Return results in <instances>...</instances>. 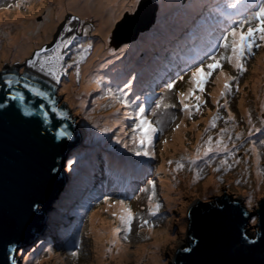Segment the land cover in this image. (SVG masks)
Wrapping results in <instances>:
<instances>
[{
    "label": "rangeland",
    "instance_id": "rangeland-1",
    "mask_svg": "<svg viewBox=\"0 0 264 264\" xmlns=\"http://www.w3.org/2000/svg\"><path fill=\"white\" fill-rule=\"evenodd\" d=\"M109 1L110 3L107 6L100 8L99 0H0V12H9V17H3L0 22V71L3 67L12 68L16 66L18 73L25 71L44 77L43 74L34 70V67L37 70L40 69L38 66L42 60H44V67L51 68L55 72L62 68L64 73L61 74L58 80L56 98L60 97L61 103H67L72 109L73 115L78 122V133L83 145L87 144V141H89L90 145L93 142L96 143L95 145H104L101 143V140L99 142L95 140L94 134L97 131V126L85 127V130L83 125L87 122L86 118L93 113V110L107 108L105 110L110 112V118H105L107 120L102 122L105 123L102 127H99L100 129L97 133L101 135L105 124L108 126L114 125L118 129L123 130L121 142H124V154L134 169L137 172H143L149 165H155L158 173V182L155 184L159 186V190L156 187L153 189V185L139 187L137 196L138 207L140 208L136 206L138 209H141V200L151 195L152 199L156 201L155 204L151 205L153 211H155V216H149V214L144 213L147 214L146 217L141 216L134 220L131 231L127 233V238H125V234L122 236V233H117L115 236L114 241L127 252V258L122 263L137 264V259L130 257V253L135 252L136 248L141 245L147 244L149 245L148 251H155L152 248L153 241H151V237L145 232L152 230L155 233L163 232L161 236L163 240L159 245V260L161 264H172L174 255L182 247L188 245L189 218L186 217L187 211L196 210L213 201H226L230 204H234L235 202L243 211L251 213L258 209V203L264 199V50L260 53V63L253 65L251 68L253 70L256 66L258 69L256 71L253 70L252 73L250 69L249 74L245 76L246 81L243 76L241 84L245 81L244 87H241L240 92L235 93L234 98L236 99V103L232 104L230 109L226 107L227 96H221L220 92L223 89L225 78L235 76L236 68L233 64H229L227 60H222L221 65L224 75H221V69L214 70L212 76L208 78L205 84V90L195 93V95L201 97L198 111L195 107H191L197 103L194 97H189L184 101V103L190 105L188 110H184L183 105L180 103L178 94L180 92L186 93L188 88L191 87L189 77L194 68L189 70L187 74L183 73L181 85L176 87L175 84L169 94L176 95L178 98L177 106L180 109L179 112H181L182 118L178 120V111H171L168 108L171 102V100L167 101L168 96H164L163 103L159 101L162 115L164 117L172 116L174 120H178L176 124H174V120L171 123L166 121L161 127L160 134L164 135L167 131L174 130L171 137L166 136V140L170 141L178 130L183 129L185 132L182 134V145H178L175 141V146L172 145V149L162 151V147L167 141L161 144L153 141L157 135L158 128L153 122L155 120L154 114L150 111L149 119H147L152 121L153 126L157 129L152 134L151 142L147 145L150 155H136L137 150L143 152L145 149L139 145L138 140L133 139L135 135L133 130L128 134L124 131V116L127 113V108L133 107V113H136L139 106L145 108L146 105L151 104L156 98V96H152L151 94L154 88H150L151 90L144 93L141 98L139 94L132 95L133 90H131L129 98H126V95H122L118 91L129 83L135 86L136 91L151 71H163L170 61L175 60L172 54L160 58L153 56L143 74L139 78H133L131 82L129 81L131 77L136 76L135 68H131L130 63L134 62L136 66V61H139L144 53L137 52L143 45L142 39H145L144 36L147 34L151 40L155 41L154 39L161 33V23L169 22L171 17L178 19V17L184 16L187 11L186 6L183 4L185 1L180 3L181 0H148L145 2L144 0ZM118 2L122 3V10L113 19L110 26L107 27L105 20L109 19L111 14L118 11ZM162 3H168L167 6L176 5L173 7L175 8L173 13L162 12L163 9H160L162 8ZM204 3L207 5L206 8H209L211 11L215 10L209 5L210 0H204ZM227 3L238 6L242 4V1L234 2L233 0H227ZM138 4L141 5L140 17L149 15L152 10L151 8L156 5L158 10L155 13V25L148 33L145 31L140 32L135 41H122L115 48L111 42L112 32L116 24H120L125 15H133L137 10ZM255 5V2L249 5L246 4L249 10L254 9L252 6ZM246 12L232 14L230 16V19H233L232 26H237V24L233 23L234 20L239 19ZM59 14L60 17H58ZM53 15L54 17L52 18L51 16ZM16 17L22 19L23 26H26L29 21L33 23V26L28 28V31L25 30L26 34H23V27L13 28L11 26L14 23H19L14 22ZM47 20L50 21L52 27L46 34L42 29ZM4 21L9 25L7 29H3L2 24ZM71 22H73V26L76 25L72 30V37L74 39L71 41V45L65 46L63 41L67 40L69 33L64 36V30L70 28ZM127 22L129 23V19L126 21V24ZM130 22L134 23L133 19ZM164 23L162 28L166 25ZM243 31H247V28L243 29ZM37 34L43 35L44 38L35 39ZM26 36L33 38V44L24 50V55L11 58V55H16L18 44L23 43L22 38ZM2 38L4 39L2 40ZM11 38L15 41H12ZM146 41L151 43L149 40ZM12 46L15 47L13 51L11 50ZM62 46L66 48L64 54L61 53ZM1 48H4L6 54L9 56H2ZM5 48H8V50ZM55 49L57 50V54H60L62 57L61 60L56 58L54 54ZM150 50L151 48L147 49L146 53ZM37 53L40 55L37 56ZM102 53L106 54V57L109 59L98 57ZM222 53L227 55L226 51H222ZM256 53H259V51L257 50ZM78 54L82 56L80 60H77ZM48 57H52V59L48 60ZM30 60L35 63L30 65L28 63ZM115 60L117 63H115ZM97 63L99 64V71L96 72V67L94 66ZM89 64L92 67L87 77V75H83L81 70L85 65ZM112 65L114 66L113 68L111 67ZM117 65L123 66L121 70L123 75L119 82H113L111 79L119 77L115 76L118 74L120 68ZM89 78H92L93 82H91L88 89L78 91L77 88L80 86L81 81ZM108 79L113 89L110 88ZM103 80H107L108 83ZM232 82L233 79L229 81V83ZM66 86L73 93L80 94L79 100L74 99V95L71 94L72 92L63 89ZM96 89H100V91L95 94L94 91ZM129 89L128 87L124 91L128 93ZM155 94H159V92ZM120 101L126 102L128 106L126 107ZM160 106L156 107L155 110L158 111ZM189 112H191V115H189ZM133 115L134 126L136 121L135 114ZM144 115L146 117V113ZM214 116L217 119L215 120V127H212L210 122ZM229 116H231V119H229ZM92 122L97 124L95 121ZM222 129H226V131L222 132ZM104 132L105 130H103ZM209 137L212 138L214 150L205 156V148L208 146L205 142L208 141ZM218 139L227 145V151H215V142ZM79 146L77 145L67 153V156L70 155L72 159L70 161L64 160L65 166L63 170L65 174L70 172L71 166L73 167L69 162H72L78 154L80 156L74 171L81 169L82 155L94 152L98 153L94 148L88 149L86 146L79 148ZM198 149L199 151H197ZM109 158L113 164L120 162V159L114 153H111ZM178 162L183 167L177 168ZM84 166L87 168L89 165L86 164ZM255 167L258 171L257 175H254ZM176 174H179L180 177H176ZM151 178L152 176L149 177V179ZM67 191L68 193L70 192L69 189ZM58 197L59 195L54 202L55 206L58 202ZM107 202L109 201L107 200ZM201 203H204V205ZM105 204V200L101 201L95 208L101 209ZM157 204L159 205L158 210L155 208ZM121 212L122 209H120L119 213L121 214ZM131 212L132 214L134 213L133 210ZM92 213L89 215L86 213L82 215V218L80 217L79 219L78 217L75 220L76 223H80L83 227L81 231L80 229L75 230V236L79 240L77 241L79 242L78 248H81L78 253L70 244L66 246L62 238L56 241L53 240V237H48L46 240L51 241L53 246H47L43 243L45 241H42L43 236L47 235L50 231L49 227L53 217V213H50L44 232H41L40 235L37 234L39 236L30 245H28L29 242L27 245L20 247L15 260L19 264H91L94 237L93 234L87 232V225H89ZM104 216L108 220H113L110 216ZM144 220H153V222L142 225V221ZM53 221L57 222L56 219H53ZM99 225V223L96 224L97 227ZM114 226L115 228L120 227L116 221H114ZM73 252L76 253L75 256L72 255ZM49 253L57 256V258L50 260ZM141 259L142 261L139 264H150L147 256L141 257ZM103 263L114 264L110 263L109 259H106ZM93 264H95V261Z\"/></svg>",
    "mask_w": 264,
    "mask_h": 264
},
{
    "label": "water",
    "instance_id": "water-1",
    "mask_svg": "<svg viewBox=\"0 0 264 264\" xmlns=\"http://www.w3.org/2000/svg\"><path fill=\"white\" fill-rule=\"evenodd\" d=\"M140 6L116 24L115 48L154 24L156 5L146 17ZM8 80L19 83L9 87ZM32 87L45 96L33 95ZM54 90L55 82L42 75L19 74L16 67L0 72V264H13L20 247L42 231L62 185L63 158L78 144L74 120L63 105L57 108ZM17 92L22 101L12 98ZM188 217V245L172 264H264V199L248 214L235 202L213 201Z\"/></svg>",
    "mask_w": 264,
    "mask_h": 264
},
{
    "label": "snow or ice",
    "instance_id": "snow-or-ice-1",
    "mask_svg": "<svg viewBox=\"0 0 264 264\" xmlns=\"http://www.w3.org/2000/svg\"><path fill=\"white\" fill-rule=\"evenodd\" d=\"M252 20L259 21V23L256 24L255 27L248 26L247 31H243L242 27L243 25H249ZM243 25H241V29L238 30V28L234 27L231 29V31L223 36L222 42L219 44V47L221 49H229L231 50L230 55H225L224 53H220L218 56L217 55H210L208 59L211 61L208 64H203L201 63L200 66L195 67L192 72L191 76L189 77V83L191 84V87L188 88L187 92H180L178 95L180 97V103L183 105L184 110H188L190 108V105L187 103H184L185 100H187L189 97H194V99L197 101L195 105H192L191 107H195L196 110L198 111L200 108V103H201V97L199 95H195L197 91L203 92L205 90V84L207 83V80L209 77L212 76L213 71L216 69H221V75H224L222 71V65L221 61L222 60H227L229 64H233L234 67L242 72L244 70L243 68V60L246 57V55L250 54L252 52V49L254 47H260L261 45L256 43L257 38L264 42V0H262L261 5L258 7L257 11H254L247 20L243 21ZM68 31H71V29H68ZM231 38V39H229ZM65 46L71 43V40H65L63 41ZM37 56L40 54L37 53ZM52 57H48V60H51ZM57 59H62V57H57ZM30 65H33L35 62L34 61H29L28 62ZM40 67L43 70L44 69V62H40ZM205 68H207V71H205ZM48 73L51 74L52 76H56V72L53 71L51 68L48 69ZM183 79V77H181ZM234 79L233 77H226L223 83V89L220 92L221 96H224L229 90H230V83ZM59 78L57 77V82ZM7 85L9 87L12 86L13 83H19V81H12L8 80L6 81ZM174 83H169L167 85L168 89L171 90L174 88ZM25 87H28V85H25ZM125 88L128 87L126 84L124 86ZM30 91L32 92L33 95L43 97L45 96V93L41 92L39 89L32 87L30 88ZM120 92L122 95H126V92L124 89H120ZM13 99H19L23 100V96L20 95L19 92H17L13 97ZM123 103L126 107L128 104L124 101H120ZM160 105L157 104V107ZM145 108L143 106L138 107V111L135 114V125L133 128V133L135 134L133 139L138 140L139 145H141L145 150L143 152L137 150L136 155H150L149 151L147 150V145L151 142L152 140V134L157 131V129L153 126L152 121L148 120L145 115ZM47 115V113H45ZM189 115H191V112H189ZM217 117H213L212 121L210 122L212 127H215V120ZM229 119H231V116H229ZM179 127V125H177ZM222 132L226 131V129H222ZM60 135H64L63 132L60 133ZM208 146L205 148L204 155L207 156L208 153L212 152L214 149L212 147V138L209 137L208 141L205 142ZM199 151V149L197 150ZM215 151L221 152V151H227V145L223 144L222 140H216L215 142ZM183 159V158H182ZM171 163V162H170ZM222 163H224L222 161ZM183 167L182 164L179 162L177 163V168ZM153 189L155 186H152ZM154 194V193H153ZM152 196H149V201L151 202ZM105 203H107V199L105 200ZM121 206L122 212L119 216V220L121 222V225L123 226V231L125 234V238H127V233L131 231V223L133 220V214L129 208H127L124 204L123 200L117 201ZM156 210L159 209V205H155ZM149 215H155V211H153V208L150 206L149 207ZM115 215V213H113ZM148 224L147 220L142 221V225ZM121 232V228L117 227L113 229L114 235L117 233ZM73 256L76 255L75 252L72 253Z\"/></svg>",
    "mask_w": 264,
    "mask_h": 264
},
{
    "label": "bare ground",
    "instance_id": "bare-ground-1",
    "mask_svg": "<svg viewBox=\"0 0 264 264\" xmlns=\"http://www.w3.org/2000/svg\"><path fill=\"white\" fill-rule=\"evenodd\" d=\"M99 7H105L107 6L110 1L109 0H99ZM121 2L117 3L118 6V11L111 14L110 18L105 20L106 26H110L111 22L113 21V19H115L120 11L122 10L121 8ZM124 7V6H123ZM32 10V9H31ZM3 17L7 18L9 17V12H0V22L2 21ZM52 18L54 17L51 16ZM22 19H20L19 17H16L14 22H19V23H14L13 25H11L13 28H20L23 27V34H26L25 30L28 31V28L33 26V23L31 21L28 22V24L26 26H23V23L21 22ZM196 21V20H195ZM77 24V22H76ZM3 29H7L9 27V25L6 23V21L3 22ZM76 26V25H75ZM73 26V22H71V26L69 29H71V31L68 30H64V36L66 34L69 33V35L67 36V40H73L74 37H72L73 33L72 30L74 29ZM2 27V26H1ZM51 23L49 20H47L44 25H43V29L42 31L45 32L46 34L51 30ZM189 27L191 28V30H195L196 29V25H189ZM44 36L41 34H37V37L35 39H43ZM4 38H2L3 40ZM32 37H24L22 38L23 43L18 44L17 48L18 51L16 52V54L18 53L19 56L24 55V50H26L27 48H29V46H31L32 43ZM12 41H15L11 38ZM68 45H71L68 44ZM14 48V46L11 47V50ZM6 50H8V48H5ZM10 50V51H11ZM66 48L62 46L61 48V53L64 54ZM13 51V50H12ZM1 54L2 56H6L8 54H6L4 48H1ZM55 56L57 57H61L60 54H57V50L55 49ZM57 54V55H56ZM260 56V55H259ZM163 57V55H162ZM82 58V56L80 54L77 55V60H80ZM141 58H148L149 59V55H147L146 53H143ZM61 60V59H60ZM44 61V60H42ZM260 61V60H258ZM257 61V64L260 63ZM91 65H85L81 72H83V75H87L90 73V69H91ZM38 69L36 67H34V70L36 72H39L41 74L44 75L45 78H47L50 81H55L57 82V77L60 78L61 74L64 73V70H62V68H60L59 71H56V76H52L51 74L48 73V67H44V69L42 70L40 65L38 66ZM8 69V68H6ZM258 68L255 66V68H253L254 71H256ZM251 69V73L253 71ZM95 71H99L98 69H95ZM91 82H93L92 78L89 79H85L81 81L80 86L77 88L78 91L80 90H87L88 87L90 86ZM64 90H69V87L66 86L63 88ZM69 92H72L71 94L74 95V99L75 100H79V93H73V91L70 89ZM83 102V101H82ZM185 131L182 130H178V132L175 133L174 137L166 142L163 147H162V151H169L170 149H172V145L175 146L174 142L176 141L178 145H182V134ZM255 158V156H254ZM126 171H129L128 167L123 166ZM81 174H85L86 172H84L83 170H79L78 171ZM257 168H254V175H257ZM176 177H180L179 174H176ZM76 178L73 177L71 178V182H75ZM76 194H79V191H76ZM121 207L118 204H112V203H106L104 205L103 208H101L98 211H95L93 213V215L91 216L89 225H88V233L89 234H93L94 240H93V256H92V260H91V264L94 263L95 264H104L103 262L106 259H109L110 263H114V264H124L122 262H124V259L127 258L126 256V250L123 247H120L119 245H117V242H115V236L113 233V229L115 228L114 226V220H108L106 216H110L111 218H116L117 213L120 212ZM113 213H115V215H113ZM99 223L100 225L97 227L96 224ZM147 232V234L151 237V241L152 242V248H154L155 251H148L147 249L149 248V245L145 244V245H141L138 248H136L135 252L130 253V257L136 258L137 259V264L140 263V261H142L141 257L147 256V260L149 261L150 264H161V261L159 260V256H160V250H159V245L162 243V234L163 232L160 233H155L152 230H147L145 231ZM41 234V233H40ZM39 234V235H40ZM38 235V236H39ZM50 260L52 259H56L57 256L53 255L52 253L48 254Z\"/></svg>",
    "mask_w": 264,
    "mask_h": 264
},
{
    "label": "trees",
    "instance_id": "trees-1",
    "mask_svg": "<svg viewBox=\"0 0 264 264\" xmlns=\"http://www.w3.org/2000/svg\"><path fill=\"white\" fill-rule=\"evenodd\" d=\"M176 6V5H175ZM174 6V7H175ZM175 9V8H174ZM173 10V7H171V9H170V11H166V12H171ZM58 17H60V14L58 15ZM15 48V47H14ZM13 48V49H14ZM12 49V50H13ZM111 55H113V53H111ZM9 56V55H8ZM19 55H18V53L15 55V56H13V55H11V58H15V57H18ZM107 55L106 54H104V53H102V54H100L98 57H102L103 59L105 58V59H109L108 57H106ZM258 58L259 57H257L256 58V62H255V65H257V61H258ZM143 60H144V58H142V60L140 61H136L138 64H136V66L134 65L132 68H135V70L138 68V69H140L142 66H141V64H143ZM116 61V60H115ZM115 63H117V61L115 62ZM116 66V65H115ZM117 66H119L120 68H119V72H118V74L121 72V70L123 69V66H120V65H117ZM94 67H96V69H98L99 68V64L97 63L96 64V66H94ZM112 68L114 67L113 65L111 66ZM115 75V76H119L118 78H114L115 79V81L116 82H119V80H120V78L122 77V75H123V72H121V74L120 75ZM144 84H145V82H144ZM110 85V84H109ZM235 85V84H234ZM235 87L237 88V89H242L241 87H242V85H235ZM125 88V87H124ZM123 88V89H124ZM94 93L96 94L97 92L96 91H94ZM111 93V92H110ZM115 95V94H114ZM235 96V95H234ZM234 96H232V98L234 97ZM70 104V103H69ZM109 104V103H108ZM105 105H106V103H105ZM105 109H107V108H102V110H93V113H91L87 118H86V121L87 122H85V124L83 125L84 127H96L97 128V131L100 129L99 127H102V125L105 123H102L103 121H106L105 120V118H110V112H107ZM92 121H95L97 124H94ZM86 128H85V130H86ZM103 130H105V132L103 133ZM103 130L101 131V135H99L98 133H97V131H96V133L94 134V136L96 137V142H99L100 140L102 141L101 143L102 144H104L102 147H103V149H105V151L107 152V151H109V149L112 151V149L113 148H120L119 147V145L121 144H123V142H121L120 143V140H121V137H122V135H123V133H122V131L123 130H120V129H118L116 126H114V125H112V126H108L107 124H105L104 126H103ZM124 137V136H123ZM116 141H118L117 143H116ZM120 143V144H119ZM96 143L95 142H93V144L92 145H95ZM116 152H118V156L119 157H121V150L120 149H118ZM122 158V157H121ZM155 169H156V167H155ZM78 228H80V226H78ZM83 228H80V231L82 230ZM87 232H88V227H87Z\"/></svg>",
    "mask_w": 264,
    "mask_h": 264
},
{
    "label": "clouds",
    "instance_id": "clouds-1",
    "mask_svg": "<svg viewBox=\"0 0 264 264\" xmlns=\"http://www.w3.org/2000/svg\"><path fill=\"white\" fill-rule=\"evenodd\" d=\"M147 1V0H146ZM165 3H162V8H165L166 6L164 5ZM165 6V7H164ZM173 6V5H172ZM158 7H160V6H158ZM174 9V8H173ZM156 10H158V8L156 7ZM156 13V12H155ZM253 66V65H252ZM252 66L249 68V71H250V69L252 68ZM14 67H16V66H14ZM3 68H7V67H3ZM2 70V69H1ZM249 71H248V74H249ZM1 72V71H0ZM22 73V72H21ZM20 74V73H19ZM35 75V74H34ZM49 81V80H48ZM53 82H55V81H53ZM59 82H57V84H58ZM55 84H56V82H55ZM54 97H56V96H54ZM56 100H58L59 101V104H58V107L57 108H60L62 105L64 106V109L66 110V113L68 114V116H70L73 120H74V126H75V129H76V133H77V135H78V144L77 145H80L79 146V148H81V147H83V146H86V147H88V149L89 148H94V149H96V151H98V149H100V148H102V146H100V145H90V143H89V141H87V144H85V145H83L82 144V139H81V137L79 136V133H78V127H77V121H76V118H75V116L73 115V112H72V109L69 107V105L67 104V103H65V102H63V103H61V99H60V97L58 98H56ZM236 103V102H235ZM235 103H233V105L235 104ZM64 114V113H63ZM180 118H178V120H179ZM178 120H176V121H178ZM177 123V122H176ZM179 123V122H178ZM84 129H85V127H84ZM172 133L173 132H167V133H165L164 135L163 134H160V136H161V142L159 143V144H161V143H163V142H165V141H167L168 142V140H166V136H170L171 137V135H172ZM121 141H122V139L120 140V143H121ZM93 144V143H92ZM124 144V143H123ZM76 145V146H77ZM121 145V144H120ZM75 146V147H76ZM71 150V149H70ZM70 150L69 151H67L66 152V154H65V156H64V158H63V162H62V165H61V172H62V174H63V181H62V185H61V187H60V189L58 190V192L57 193H55V199H54V201H53V204L51 205V208L53 207V205H54V202H55V200H56V198H57V196H58V194L59 193H61V191H63V183H64V174H65V171L63 170V168H64V166H65V162H64V160H66V156H67V153L68 152H70ZM72 165H73V167L75 168L76 166H77V164H78V160H75L74 162H72L71 163ZM71 168H72V166H71ZM76 170H78V169H76ZM160 198V197H159ZM51 210V209H50ZM245 212V211H244ZM50 214V211H48L47 213H46V219H45V221H44V223H43V225H45V223L47 222V220H48V215ZM186 217H188V211L186 212ZM189 218V217H188ZM34 239H31L29 242H32ZM188 240H189V238H188ZM28 242V243H29ZM188 242V241H187ZM27 243V244H28ZM26 244H24L23 246H25ZM23 246H21V247H23ZM17 254V253H16ZM17 264H18V262H17V260L15 261ZM14 263V262H13Z\"/></svg>",
    "mask_w": 264,
    "mask_h": 264
}]
</instances>
